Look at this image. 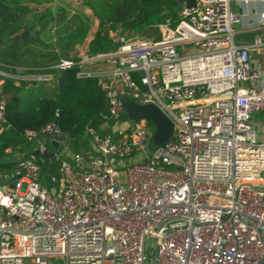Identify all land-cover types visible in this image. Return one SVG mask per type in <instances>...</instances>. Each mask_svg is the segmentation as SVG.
Instances as JSON below:
<instances>
[{
	"label": "built area",
	"instance_id": "2783aa9c",
	"mask_svg": "<svg viewBox=\"0 0 264 264\" xmlns=\"http://www.w3.org/2000/svg\"><path fill=\"white\" fill-rule=\"evenodd\" d=\"M240 22L230 0H196L175 27L158 25V40L113 32V51L59 62L97 81L114 122L86 129L81 154L55 121L24 131L60 166L50 188L34 153L0 174V264H264V138L253 122L264 125V74L234 43ZM0 78L50 76L0 68ZM123 99L162 111L170 140L154 146L146 121H120ZM4 111L0 101V136Z\"/></svg>",
	"mask_w": 264,
	"mask_h": 264
},
{
	"label": "trees",
	"instance_id": "16d2710c",
	"mask_svg": "<svg viewBox=\"0 0 264 264\" xmlns=\"http://www.w3.org/2000/svg\"><path fill=\"white\" fill-rule=\"evenodd\" d=\"M13 1L0 0V68L16 74L20 67L23 75H48L50 79L17 83L0 78V101L6 119V129L0 136V174L11 173L22 160L21 153H34L40 165L39 181L42 176L41 185L50 188V178L60 166L52 154L53 146L43 154L33 151L34 144L23 137L24 131L55 121L71 135V153L81 154L90 149L86 129L100 131L105 124L114 122L108 114L109 101L95 79L78 77V66L57 67L61 60H69L68 44L61 39L68 29L69 7L91 9L98 17L100 25L88 49V55L95 56L114 50L110 39L113 32L158 40V25L169 23L175 27L180 21L179 0H58L55 7L33 15L28 22L27 17L20 18L12 10ZM53 28L56 32L50 34ZM119 119H128L125 110ZM146 126L154 132L152 123L146 122Z\"/></svg>",
	"mask_w": 264,
	"mask_h": 264
},
{
	"label": "crops",
	"instance_id": "0c3cea01",
	"mask_svg": "<svg viewBox=\"0 0 264 264\" xmlns=\"http://www.w3.org/2000/svg\"><path fill=\"white\" fill-rule=\"evenodd\" d=\"M57 1L14 0L11 8L20 18L27 17L28 22L33 15L39 14L47 8L55 7ZM71 6L69 7L68 29L61 35V39L68 44L67 59L79 60L88 54L89 45L95 37L100 21L93 10L81 11L76 6ZM184 6H186V2L179 0V13ZM230 8L241 16V22L234 26V43L237 46L250 47L251 66L264 74V22L259 17V14L264 12V0H249L248 3H245L244 0H230ZM53 29L50 30V34H55L56 30L52 32ZM256 39L262 42V46L259 48L252 47ZM96 67L106 68L107 66L100 63L93 68ZM18 70H22L20 75H23V68L18 67L17 74H19ZM253 122L258 137L264 138L262 116L260 114L253 115Z\"/></svg>",
	"mask_w": 264,
	"mask_h": 264
},
{
	"label": "water",
	"instance_id": "95a60500",
	"mask_svg": "<svg viewBox=\"0 0 264 264\" xmlns=\"http://www.w3.org/2000/svg\"><path fill=\"white\" fill-rule=\"evenodd\" d=\"M186 7H194L196 0H183ZM34 35V32L31 33ZM19 74L22 70L17 71ZM124 101H128L124 104ZM122 106L127 113L128 120L133 123L135 121H146L154 125L152 135V143L154 146H162L170 140L173 134V123L170 119L154 105H138L129 99L122 100ZM155 259L151 258L149 264H154Z\"/></svg>",
	"mask_w": 264,
	"mask_h": 264
},
{
	"label": "rangeland",
	"instance_id": "374dc122",
	"mask_svg": "<svg viewBox=\"0 0 264 264\" xmlns=\"http://www.w3.org/2000/svg\"><path fill=\"white\" fill-rule=\"evenodd\" d=\"M128 101H124V104H126ZM154 146L153 145H151L150 147H149V151L151 152L152 151V148H153ZM134 159L133 158H131L130 159V162H127V161H125V163L126 164H129V163H131L132 161H133ZM41 180H43V178H42V176H41ZM40 180V181H41ZM42 182V181H41Z\"/></svg>",
	"mask_w": 264,
	"mask_h": 264
}]
</instances>
